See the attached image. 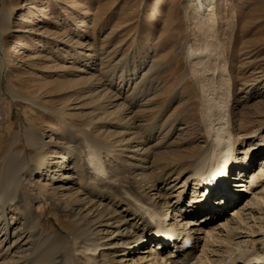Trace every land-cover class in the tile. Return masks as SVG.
Here are the masks:
<instances>
[{"label": "rangeland", "instance_id": "rangeland-1", "mask_svg": "<svg viewBox=\"0 0 264 264\" xmlns=\"http://www.w3.org/2000/svg\"><path fill=\"white\" fill-rule=\"evenodd\" d=\"M208 14L213 27L203 22ZM227 109L235 129L256 131L264 143V0H0V186L7 164L17 163L25 177L5 185L17 193L4 215L11 236L27 228L22 238L0 233L8 250L1 264H27L40 236H62L70 247L76 224L93 222L102 207L83 196L73 164L91 147L105 164L128 170L142 142L168 173L202 149L209 114ZM141 165L146 169L115 173L117 181L102 187L133 197L152 172ZM157 186L154 193L165 187ZM193 188H186L187 202ZM254 218L249 225L264 234ZM104 228L94 231L103 232L99 244L109 239L106 231L113 243L132 233L130 225ZM254 239L262 251V235ZM97 260L128 264L110 251Z\"/></svg>", "mask_w": 264, "mask_h": 264}, {"label": "bare ground", "instance_id": "bare-ground-1", "mask_svg": "<svg viewBox=\"0 0 264 264\" xmlns=\"http://www.w3.org/2000/svg\"><path fill=\"white\" fill-rule=\"evenodd\" d=\"M203 17V22L213 27V15ZM191 59H194V55ZM229 110H224V115L218 111H215L217 114L207 113L210 115L207 118L209 125L207 130L204 129L206 136L203 138L202 149L187 165L184 162L177 164L168 173V165L160 168L161 162L159 164L155 160V154L144 153L142 142L135 143L136 158H130L133 162L128 163V170H124L116 162L105 164L98 154L99 150L91 147L85 159L79 158L77 164L73 161L74 165L79 166L74 174L80 178L79 185L83 196L87 200L92 198L95 203H100L102 208L94 209L93 222L80 221L76 224L71 238L73 245L70 247L62 236H54V239L38 237L33 246L27 249V264H71L81 260L89 261V264H107L97 260L104 251H110L113 257L124 256L128 264H264V249L257 250L258 241L254 239L258 235H262L264 239V234L253 231L258 228L249 225V222L253 224L255 214L262 221L260 224H264V197L261 196L264 192V157L261 165L256 163L259 155H264V143L259 141L261 134L256 131L249 133L248 128L235 129L233 113ZM141 164L149 165L152 172L148 176L151 180L146 178L147 181L134 186L136 194L133 197L125 194L121 198L115 188L107 192L102 187L103 180L111 184L115 178H119L115 177V173L128 172L135 175L138 170H145L146 167ZM158 165L162 175L154 174ZM41 174L42 172L37 173L40 176ZM227 174L232 177L227 179ZM23 176L25 177L23 169L17 163L9 162L5 167V178L0 186L1 238H22L27 233V228L24 227L22 231L18 230L11 236L8 233L9 223L4 215L6 203L16 200L17 193L13 187L5 189V185L16 184L17 179H23ZM184 176H187L186 179L178 187L179 180ZM233 181L237 183L231 185ZM158 183L165 187L154 193ZM191 183H194V188L187 202L185 191ZM237 185L239 189H231V186ZM147 193H153L151 195L155 198ZM250 195L252 201L245 202L244 199ZM101 199L109 201L108 212L107 205ZM254 201L257 203H253ZM119 205L124 206L120 212ZM129 214L131 222L126 219ZM115 223L130 225L132 233L127 235L130 238H119L123 240L121 243H113L117 238H111V232L106 231L105 237L109 239L99 244L98 241L103 239L100 233L103 232L97 230L94 233L95 228L105 227L108 230ZM243 238L247 240L242 242L240 239ZM164 239L172 241V244L165 247L162 242ZM186 240L192 245L191 248L183 249ZM154 242H157L156 246L147 247ZM7 251L0 242V264L7 257Z\"/></svg>", "mask_w": 264, "mask_h": 264}]
</instances>
